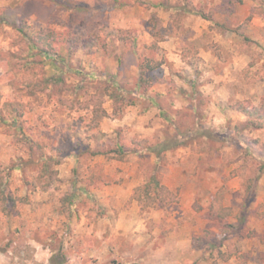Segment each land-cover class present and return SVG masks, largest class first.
Returning a JSON list of instances; mask_svg holds the SVG:
<instances>
[{"label": "clouds", "instance_id": "9594fccd", "mask_svg": "<svg viewBox=\"0 0 264 264\" xmlns=\"http://www.w3.org/2000/svg\"><path fill=\"white\" fill-rule=\"evenodd\" d=\"M0 264H264V0H0Z\"/></svg>", "mask_w": 264, "mask_h": 264}]
</instances>
